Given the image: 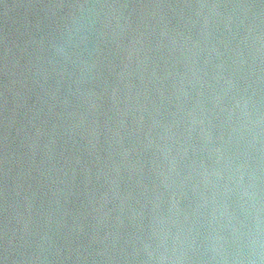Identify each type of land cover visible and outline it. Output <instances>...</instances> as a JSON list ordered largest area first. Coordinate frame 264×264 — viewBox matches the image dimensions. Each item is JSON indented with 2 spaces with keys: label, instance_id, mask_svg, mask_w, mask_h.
I'll return each mask as SVG.
<instances>
[{
  "label": "water",
  "instance_id": "water-1",
  "mask_svg": "<svg viewBox=\"0 0 264 264\" xmlns=\"http://www.w3.org/2000/svg\"><path fill=\"white\" fill-rule=\"evenodd\" d=\"M0 264H264V0H0Z\"/></svg>",
  "mask_w": 264,
  "mask_h": 264
}]
</instances>
